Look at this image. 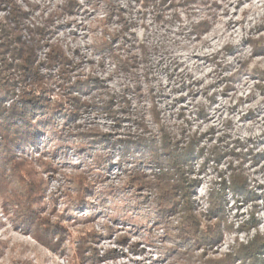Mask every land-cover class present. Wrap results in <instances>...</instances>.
Here are the masks:
<instances>
[{"label": "rangeland", "instance_id": "obj_1", "mask_svg": "<svg viewBox=\"0 0 264 264\" xmlns=\"http://www.w3.org/2000/svg\"><path fill=\"white\" fill-rule=\"evenodd\" d=\"M0 22L37 55L26 73L0 54V83L49 109L0 161V264H264L247 250L264 243V0H0Z\"/></svg>", "mask_w": 264, "mask_h": 264}, {"label": "trees", "instance_id": "obj_2", "mask_svg": "<svg viewBox=\"0 0 264 264\" xmlns=\"http://www.w3.org/2000/svg\"><path fill=\"white\" fill-rule=\"evenodd\" d=\"M19 18H22L21 14H19ZM15 21L17 22L18 20ZM9 28L10 27H7L0 22V54L10 51L11 54L18 53V56L22 57L21 53H25L26 56L24 55L22 58H19V60H21L25 65V68L22 66V69H24L26 73H28L27 69L31 72L32 68H30V65H32L34 59H37V55H35L33 52L30 53L27 50L26 52L19 50L20 48L17 49L20 41L17 37H14V34H9ZM26 64H29V66H26ZM6 67L11 69L9 65ZM3 83L4 82L0 83V161H5L8 153H11L10 149H14V147L17 149L24 148L25 144L36 140V137L33 135V133L37 128V124L39 125L41 118L44 119L46 111L47 113L49 111L48 106H43L38 101L40 98H38L36 95L39 91V87L35 88V85L33 84L28 88L25 80H23L22 82H19L25 84L22 86L23 90L22 92H17V89H14V86H11V81L7 82L6 84L4 83L5 85H3ZM30 88H32L33 91L26 90ZM16 97L17 99H15ZM9 100L13 101L10 103V107L8 108L5 107L4 104ZM18 123H21V125L19 126ZM171 161L176 170V166L179 163L178 160ZM244 185L245 181L240 179L234 183L232 189L240 191L241 189H244ZM175 191V197L173 200L178 199L179 196L182 198L183 196H186L187 193H189L183 186L176 187ZM175 203H177V201L171 202L170 200L169 202V200H166V206H173ZM187 203H189V200H187ZM29 215L32 217L29 218L28 222L33 224L30 228L37 229V231H39L38 221L34 219L35 213L30 211ZM191 225L193 224H190L187 227V229H189L187 230L188 232H195L198 230L196 227ZM51 228L52 236H48V234H46L49 240L48 242H53V240L57 239L59 236L60 229L56 226H52ZM44 232L46 233L47 231L44 230ZM247 250L250 255L255 253L257 254L258 251L264 250V243L256 245V241H254L252 246L248 247ZM248 257L251 258L252 256Z\"/></svg>", "mask_w": 264, "mask_h": 264}]
</instances>
